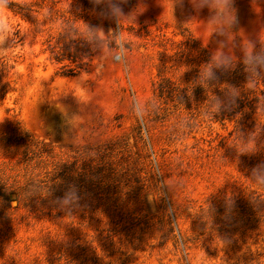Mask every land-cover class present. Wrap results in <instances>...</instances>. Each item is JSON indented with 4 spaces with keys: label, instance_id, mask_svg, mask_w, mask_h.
Listing matches in <instances>:
<instances>
[{
    "label": "rangeland",
    "instance_id": "1",
    "mask_svg": "<svg viewBox=\"0 0 264 264\" xmlns=\"http://www.w3.org/2000/svg\"><path fill=\"white\" fill-rule=\"evenodd\" d=\"M39 1L38 30L0 6V264H264V0ZM73 17L104 41L64 75Z\"/></svg>",
    "mask_w": 264,
    "mask_h": 264
},
{
    "label": "trees",
    "instance_id": "2",
    "mask_svg": "<svg viewBox=\"0 0 264 264\" xmlns=\"http://www.w3.org/2000/svg\"><path fill=\"white\" fill-rule=\"evenodd\" d=\"M2 4L10 10L14 16L19 17L21 19H28L32 21L37 30L39 29L38 15L43 14L42 10L44 8L43 2L39 0L34 1H26V0H2ZM45 14V13H44ZM46 15V14H45ZM47 17L50 18L51 21L56 20V16L51 11L48 12ZM76 18L66 19V23L70 26V29L74 32L63 33L59 32L58 36L50 35L47 39L49 42L50 49V57L56 62L61 63L60 69L61 73L64 75H73L80 71L82 66L90 61L94 54L100 49V42L92 41L85 45H80V42L83 41L81 38H77L75 35L77 31L72 28L74 25ZM20 36V30L17 29L15 31L16 42L20 41L22 38ZM55 38V41L53 39ZM87 58V59H86ZM68 61V62H67ZM74 63V64H71ZM229 64H222L217 68H213V75L206 78H201L199 87H201L205 82L210 84L213 82L216 84L217 82H222L226 78V75L231 71ZM203 87V86H202ZM201 87V88H202ZM156 92L160 98H177L182 100V95L187 97V94H184L185 88H180V86L174 83L169 77L162 76L156 82ZM219 118H224L225 112H221Z\"/></svg>",
    "mask_w": 264,
    "mask_h": 264
},
{
    "label": "clouds",
    "instance_id": "3",
    "mask_svg": "<svg viewBox=\"0 0 264 264\" xmlns=\"http://www.w3.org/2000/svg\"><path fill=\"white\" fill-rule=\"evenodd\" d=\"M97 3H100L101 0H96ZM105 3H107L109 5V14L111 16H113L114 18L118 19L119 16L122 14L123 9L119 6L120 3H126L127 0H104ZM0 6H3L2 4V0H0ZM72 28H74L81 36L92 40V41H97L100 43H103L104 41V33L102 31H100L99 29L96 28H90L88 25L83 24V25H79V24H74L72 25ZM8 32V26L6 23H2L0 22V41H2L6 34ZM124 37L121 36L119 38V48L120 51L118 53H114L112 55V59L116 62H127L128 59V52L123 51L124 48ZM252 61V56H249V62L251 63ZM258 63L264 64V60H260L258 61ZM207 74H211V69L208 70ZM148 105V102L145 99H141V98H133L132 101V110H133V114L137 115V114H142V112L144 110H146ZM183 119H185L184 117H181L180 120L181 122L183 121ZM64 203H68V200H64Z\"/></svg>",
    "mask_w": 264,
    "mask_h": 264
}]
</instances>
